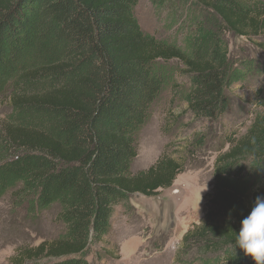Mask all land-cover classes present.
<instances>
[{
  "label": "trees",
  "instance_id": "1",
  "mask_svg": "<svg viewBox=\"0 0 264 264\" xmlns=\"http://www.w3.org/2000/svg\"><path fill=\"white\" fill-rule=\"evenodd\" d=\"M153 1L202 14L185 48L145 34L132 12L136 0H0V91L13 84L10 107L20 121L0 131V194L19 184L31 207L58 204L65 227L60 238L20 251V263L85 264L115 205L132 194L153 196L181 172L163 154L149 168L129 172L133 134L158 89L157 61L183 65L187 109L213 121L226 110L232 72L223 35L264 30V3ZM257 163H264L260 116L215 158L205 215L183 234V244L222 252L220 264H264V184L242 195L221 181L230 173L240 179Z\"/></svg>",
  "mask_w": 264,
  "mask_h": 264
},
{
  "label": "rangeland",
  "instance_id": "2",
  "mask_svg": "<svg viewBox=\"0 0 264 264\" xmlns=\"http://www.w3.org/2000/svg\"><path fill=\"white\" fill-rule=\"evenodd\" d=\"M251 2L263 4L264 0ZM132 12L145 34L179 48L188 45V37L202 21V14L153 0H136ZM223 37L232 72L225 92L226 110L216 120L197 119L187 109L189 75L179 61L153 65L158 89L133 134L136 155L129 172L149 168L162 154L180 163L181 172L170 187L155 195L132 194L125 203L115 205L109 229L100 240L90 243L83 256L85 264L222 262V252L204 249L199 243L186 246L181 239L205 215L207 194L215 182V158L229 148L230 141L246 133L255 116L264 118V30L253 36L225 32ZM12 91L11 83L0 91V131L10 121L20 122L10 107ZM221 181L242 195L248 194L264 184V163L251 166L240 179L230 173ZM21 195L19 184L0 194V264H49L52 258L22 263L15 258L24 248L63 235L65 227L58 219L61 209L58 204L43 210L33 208Z\"/></svg>",
  "mask_w": 264,
  "mask_h": 264
}]
</instances>
